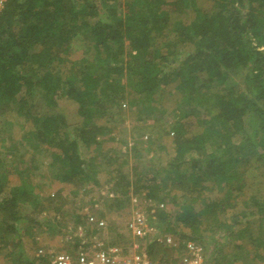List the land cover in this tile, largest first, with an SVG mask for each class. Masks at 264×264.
<instances>
[{"label": "trees", "instance_id": "16d2710c", "mask_svg": "<svg viewBox=\"0 0 264 264\" xmlns=\"http://www.w3.org/2000/svg\"><path fill=\"white\" fill-rule=\"evenodd\" d=\"M140 2L145 4L144 11L130 15L123 14L120 6L106 5V0H103L102 10L91 0H6L0 10V114L6 115L8 111L17 120L34 122L35 139L57 147L60 152L57 161L62 167H68L62 176L58 174L55 178L70 180L78 172L86 176L88 172L94 174L97 167L80 152L81 145L95 142L97 132L107 128L106 124L97 126L91 122L94 107L101 108L97 115L102 119L109 112L106 102H118L116 96L121 92L125 94V88L131 87L134 92L145 94L144 108L150 107L149 103L152 105L151 96H161L158 103L163 104L157 110L161 111L162 116L159 115L163 119H166L165 111L175 112L170 141L173 140L176 154L168 164L178 171L181 182L188 174L192 182L201 186L207 174L224 175L225 168L236 161L227 156L236 151V159L242 165H252L260 176L256 178L257 184L263 183L264 0ZM190 7L195 14L189 25L182 21L171 22L173 12L182 13ZM77 34L93 40L89 50L94 58L77 62L75 72L64 77L61 65L72 51L71 44ZM191 39L197 45L195 53L186 49ZM179 58L182 64L179 69H173L172 65ZM203 72L211 74L208 82L216 79L212 88L207 82L202 83L200 73ZM175 81L176 87L168 88ZM64 89L66 96L78 104L75 120L83 117L87 122L76 137L59 139L63 128L66 134L67 117L59 112L44 118L40 109L44 102L50 107L57 106ZM174 98H177V107ZM193 103L196 105L191 106ZM250 118L254 119L253 138L240 145L226 141L218 145L222 153L205 155V140L209 135H205L204 130L211 132L210 128L217 123L231 133L240 132ZM14 126L13 121L9 127ZM90 131L94 132L92 137L88 135ZM170 141L164 145L159 142L161 151H173ZM257 147L259 151L255 152ZM240 148L242 152L238 153ZM1 149L2 235L15 232L19 221L32 212L23 211L21 204L26 205L28 199L37 202L33 196H37V187L30 174L18 171L15 166V159L24 155V149H11L10 154ZM84 166H87L85 170ZM13 173L20 180H12ZM222 202H182L178 210L162 212L171 225L165 230L178 233L179 226L184 224L193 227L192 238L206 239L203 231L198 236L195 230L206 229L205 225L211 224L217 209H228L229 203ZM255 202L256 211L264 213V201ZM245 218L248 220L249 215ZM235 225L234 222L227 225L228 228H210L219 230L216 234L219 240L228 233L236 237V232L244 237L246 233L242 229L234 233ZM259 240L264 246V240ZM249 243H254L253 239ZM202 246L206 258V246Z\"/></svg>", "mask_w": 264, "mask_h": 264}, {"label": "rangeland", "instance_id": "374dc122", "mask_svg": "<svg viewBox=\"0 0 264 264\" xmlns=\"http://www.w3.org/2000/svg\"><path fill=\"white\" fill-rule=\"evenodd\" d=\"M91 1L102 10L103 0ZM105 4L120 6L123 14L130 15L140 14L145 9V4L140 0H106ZM194 14L191 7L183 9L182 13L173 12L171 22L182 21L189 25ZM92 42L90 37L86 38L83 34L75 35L72 51H69L67 60L61 65L64 77L75 72L77 62L94 58L89 50ZM186 49L195 53L197 45L191 39ZM180 64L182 60L179 58L172 68L179 69ZM210 75L209 72L200 73L202 83L207 82L208 87L211 85L212 88L216 79L211 78L208 82ZM123 79L126 82L125 77ZM177 81L168 88H175ZM241 91L246 93L243 88ZM62 95L57 106L50 107L44 102L40 111L44 118L59 112L65 114L68 127L66 134L62 129L59 139L76 137L87 120L80 117L76 121L74 115L78 104L66 96L65 89ZM150 98L153 100L152 105L149 103L150 107L144 108V101L147 100L145 94L126 87L125 94L121 92L116 96L118 102H106L109 112L102 119L97 115L101 108L94 107L91 122L97 126L98 123L106 124L107 128L97 132L95 142L81 145L80 152L97 167L94 174L88 172L86 176L78 172L70 180L55 178L58 174L62 176L68 167H62V163L57 161L60 156L57 147H50L40 142V139H35L34 132L37 129L34 122L17 120L8 111L6 115L0 114L1 151L10 154L11 149L16 151L23 148L24 155H19L22 159H15V166L18 171L30 174L37 187V196L33 195L37 202L28 199L26 205L21 204L23 211L32 212L19 221L15 232L0 234V264H53L55 252L76 253L81 247L135 250L144 253L154 264H174L190 256L188 250L191 244L202 242L206 246L203 264H264V246L259 243V239L264 240V213H258L255 205V200L264 201V182L257 184L260 177L258 173L252 165H242L236 159L235 151L227 156L236 161L225 168L224 175L207 174L201 186L192 182L188 174L185 175V183L181 182L178 171L168 164L176 154L173 140L170 141L175 112L162 109L166 112V119H163L161 111L157 110L163 104L158 103L161 96ZM174 102L177 107V98H174ZM13 121L15 126L10 128ZM253 121L252 118L248 119L245 128L235 133L217 123L210 128L211 132L204 130L203 133L209 135L205 140V155H219L222 148H218V145L222 146L226 141L240 145L248 138H253ZM93 133L90 131L89 137ZM259 137L262 138V134ZM160 141L162 145L170 141L173 151H161ZM256 151H259V147ZM241 152L242 149L238 153ZM228 175L230 178L227 179ZM10 177L16 182L20 180L14 173ZM227 196L229 200L223 199ZM188 200L229 203L225 211L217 209L211 224L205 225L206 229L197 225L199 229L195 230L196 235L200 236L199 233L203 231L206 239L192 238L190 232L194 230L193 227L184 224L179 226L178 233L165 230L171 225L166 222L162 212L178 210L181 203ZM36 205L40 206L35 209ZM244 214L249 215L248 220H245L247 215ZM234 222V233L242 229L246 233L244 237L236 232V237L228 233L219 240L216 236L219 230L210 228H228L226 226ZM180 234L188 236L182 237ZM168 235L173 236L171 242L166 240ZM250 239L254 243H249Z\"/></svg>", "mask_w": 264, "mask_h": 264}, {"label": "built area", "instance_id": "2783aa9c", "mask_svg": "<svg viewBox=\"0 0 264 264\" xmlns=\"http://www.w3.org/2000/svg\"><path fill=\"white\" fill-rule=\"evenodd\" d=\"M5 2L6 0H0V10L3 8ZM166 240L171 242L173 236L168 235ZM167 244L175 245L176 243ZM188 252L190 255L188 258L174 264H203L204 246L198 243L191 244ZM52 262L53 264H154L142 252L135 250L124 251L117 247L109 249L81 247L76 253L58 251L54 253Z\"/></svg>", "mask_w": 264, "mask_h": 264}]
</instances>
